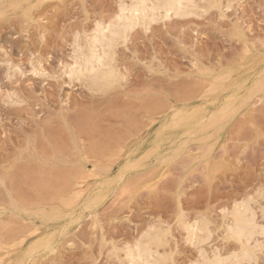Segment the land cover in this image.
<instances>
[{
    "label": "rangeland",
    "instance_id": "rangeland-1",
    "mask_svg": "<svg viewBox=\"0 0 264 264\" xmlns=\"http://www.w3.org/2000/svg\"><path fill=\"white\" fill-rule=\"evenodd\" d=\"M160 2L0 0V264H129L152 229L168 264L242 258L225 225L264 203V0ZM125 7L111 55L93 43ZM100 45L109 88L75 72Z\"/></svg>",
    "mask_w": 264,
    "mask_h": 264
},
{
    "label": "bare ground",
    "instance_id": "bare-ground-1",
    "mask_svg": "<svg viewBox=\"0 0 264 264\" xmlns=\"http://www.w3.org/2000/svg\"><path fill=\"white\" fill-rule=\"evenodd\" d=\"M183 1H185V0H161L160 6L162 9H165V12L166 11H172L174 9L175 10L176 9L182 10L183 8H185V6H189V5L184 6L185 3L183 4ZM156 2H158V1H156ZM140 5L141 4H139V7H140ZM136 6H137V4H136ZM128 8L131 9V7H128ZM121 9H122V7H121ZM134 10L137 11L136 9H134ZM126 11H127V8H126V10L125 9L122 10L123 17H121L118 20V22L116 23V25L113 28L111 26V27L107 28V32H104V30L98 32L93 44H95V45L99 44V43L103 44L104 42L109 43V53H110V51H111L110 46H112L113 44L116 43V42H114L116 39H118V38L125 39L124 36L126 35V32L128 31V29L132 26V24H134L136 19L138 20V18H140V17H138L140 15L139 12H143V11L138 10L139 11V12H137L139 14L138 16L135 14V17H130V14H129V17H128V16H126L127 15ZM133 13H134V11H133ZM101 46L102 45L98 46V47H100L99 48L100 50H102L104 48L103 46H102L103 48ZM107 47H108V44H107ZM105 50H106V48H105ZM112 52H113V50H112ZM99 53L100 54L97 58V61L95 59L96 64H97V70L92 68L95 65L94 64L95 62L93 63L94 65L92 67H90V64L92 63V56L95 57L96 55L95 56L92 55L90 58H87L88 55L85 56L83 54V56H85V58H84L85 68L83 71H81L80 68H76L75 72L77 73V75L76 74L75 75L87 78V75L89 73L90 75H88V76L91 78L93 85H95V87L109 88L115 82L118 74H117L116 69L113 68L114 65L113 66L111 65L113 60L111 59L112 61L110 62V60L107 58L106 52L102 50ZM96 54H97V52H96ZM111 55H113V54H111ZM108 56H109V54H108ZM110 57H112V56H110ZM93 61H94V59H93ZM77 71L79 72L80 75H78ZM85 72H88V73L86 74ZM88 80H89V78H88ZM227 107H229V106H227ZM222 108H224V106H222ZM216 122H215V124H216ZM249 202L244 201L243 203L240 204V206L237 205L238 207L236 206L235 209L231 212V214L228 215L231 217L229 224L225 225L226 226V235L228 236V238L233 239V240L240 243L241 249H242L241 250L242 251V254H241L242 258L241 257H240V259L239 258L238 259L232 258V259H236V262L233 260L234 263H232L233 262L232 259H228L229 261H227L226 258L223 259L222 256L220 257L219 254H217L218 252L213 253L211 256L208 257L206 254H203V252L205 250L202 251L203 250L202 249L203 247H202V248H200L202 250H199V251H201V256H202L201 261L198 260V263H195V264H240V263H242V261L243 262L246 261L248 263V262L254 261L255 258H257L256 257L257 252L264 250V243L261 241V240H264V203H262L263 205L260 204V207H258V210L260 212V215H259V212H257V210H256L257 208L254 209L250 205ZM259 219L261 221H259ZM205 224H207V223H203V222L200 223L199 222V224H198L196 222L193 224V226H190V227L188 225H185V230L188 232V235H189L191 241L195 245H198L200 243V246H201V243H203L206 239H207V241L210 240V238H209L210 235L207 236L209 239L204 238V239L200 240L201 237L205 236L204 234H202V231L205 230V226H206ZM164 235L161 234L160 232H153V229H152V232H148L145 235H143V237L138 241L137 245L133 249H131V250L125 249V250H127L126 251V257L127 258H125V259L128 260L129 264H168V261L170 262L171 258L169 259L167 256H164L159 252V249L164 247ZM32 251H34V250H32ZM239 260H241V261H239Z\"/></svg>",
    "mask_w": 264,
    "mask_h": 264
}]
</instances>
